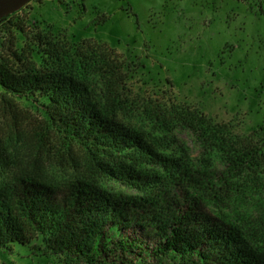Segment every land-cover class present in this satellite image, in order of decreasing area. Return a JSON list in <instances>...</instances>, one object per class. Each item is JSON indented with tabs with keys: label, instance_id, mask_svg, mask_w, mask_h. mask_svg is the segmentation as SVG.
I'll return each mask as SVG.
<instances>
[{
	"label": "trees",
	"instance_id": "1",
	"mask_svg": "<svg viewBox=\"0 0 264 264\" xmlns=\"http://www.w3.org/2000/svg\"><path fill=\"white\" fill-rule=\"evenodd\" d=\"M10 16L0 24L23 31ZM34 37L39 64L26 49L9 46L0 55V103L41 99L46 129L71 153L75 169L59 188L32 172L6 174L0 152V249L40 237L46 254L73 264H147L161 256L176 264H264V216L229 221L203 210L247 177L264 188L262 140L187 111L178 123L193 134L199 164L166 154L162 139L116 118L123 63L112 48ZM90 72L103 83V94L91 92ZM101 181L139 194L109 192Z\"/></svg>",
	"mask_w": 264,
	"mask_h": 264
},
{
	"label": "rangeland",
	"instance_id": "2",
	"mask_svg": "<svg viewBox=\"0 0 264 264\" xmlns=\"http://www.w3.org/2000/svg\"><path fill=\"white\" fill-rule=\"evenodd\" d=\"M9 19L21 23L23 31L0 24L4 57L11 46L26 49L39 64L36 34L52 44L86 40L112 48L113 58L123 63L116 118L154 141L162 139L166 154L199 164L193 134L178 123L181 113L196 110L214 123H226L233 134L252 135L264 144V0H30ZM86 78L92 93L105 92L98 76L90 72ZM9 100L0 103L6 174L32 172L62 188L75 168L71 153L46 129L41 99ZM256 183L240 180L222 202L206 201L204 212L229 221L264 216V188ZM100 186L139 194L113 181ZM0 264L73 263L46 254L35 237L0 249ZM147 264L176 262L161 256Z\"/></svg>",
	"mask_w": 264,
	"mask_h": 264
},
{
	"label": "water",
	"instance_id": "3",
	"mask_svg": "<svg viewBox=\"0 0 264 264\" xmlns=\"http://www.w3.org/2000/svg\"><path fill=\"white\" fill-rule=\"evenodd\" d=\"M30 0H0V18L11 14Z\"/></svg>",
	"mask_w": 264,
	"mask_h": 264
}]
</instances>
